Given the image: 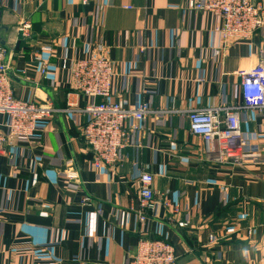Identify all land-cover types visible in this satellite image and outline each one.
<instances>
[{"label": "crops", "instance_id": "1", "mask_svg": "<svg viewBox=\"0 0 264 264\" xmlns=\"http://www.w3.org/2000/svg\"><path fill=\"white\" fill-rule=\"evenodd\" d=\"M190 1L0 0L15 98L59 110L32 139L9 138L0 153V264H127L143 234L171 243L179 264H264V109L242 107L240 76L264 67V26L226 42L221 19L190 10ZM23 21L29 40L18 32ZM100 48L115 63L108 100L145 104L150 114L125 123L119 162L96 171L85 117L64 110L71 63ZM76 100L80 109L90 102ZM236 106L258 152L241 165L217 163L191 133L189 114L222 110L224 120ZM6 121L0 116L2 132ZM143 174L153 176L159 205L141 224Z\"/></svg>", "mask_w": 264, "mask_h": 264}, {"label": "built area", "instance_id": "2", "mask_svg": "<svg viewBox=\"0 0 264 264\" xmlns=\"http://www.w3.org/2000/svg\"><path fill=\"white\" fill-rule=\"evenodd\" d=\"M189 9L211 13L222 21L217 32L226 42L250 40L264 26V0H191ZM18 32L22 40L33 36L30 22L23 21ZM41 52H51L42 48ZM7 50L0 46V116L7 117L6 131H0V153L9 138L32 139L38 124L53 118L59 112L51 105L21 101L15 98L9 78V66L5 63ZM35 61L46 75L47 65L40 57ZM72 87L67 94L64 112H77L85 117L81 126L84 142L92 155V167L99 171L119 162L120 153L126 145L128 130L125 123L132 119L142 121L150 114L147 105L135 108L122 107L118 102L109 101L113 79L116 75L115 63L100 48L84 60L70 65ZM243 108L264 109V67L258 66L240 73ZM83 95L90 102L80 109L76 97ZM101 101H98V100ZM240 107L222 110L193 111L189 114L190 131L202 139L204 149L217 163L241 165L251 155L258 152L256 133L242 130L239 119ZM137 128V127H136ZM67 178L75 181L79 174L69 169ZM153 176L143 174L140 178V210L137 212L141 224L146 223L158 208L159 201L153 188ZM91 199L84 197L82 204ZM215 241V237L211 236ZM127 264H179L174 246L163 239H150L141 235L135 253Z\"/></svg>", "mask_w": 264, "mask_h": 264}, {"label": "water", "instance_id": "3", "mask_svg": "<svg viewBox=\"0 0 264 264\" xmlns=\"http://www.w3.org/2000/svg\"><path fill=\"white\" fill-rule=\"evenodd\" d=\"M0 44H1V45H4V41H1V40H0Z\"/></svg>", "mask_w": 264, "mask_h": 264}]
</instances>
